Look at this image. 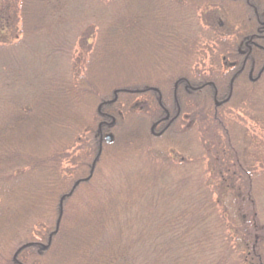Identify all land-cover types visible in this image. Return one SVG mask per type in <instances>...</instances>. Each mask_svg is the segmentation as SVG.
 <instances>
[{"label":"trees","instance_id":"1","mask_svg":"<svg viewBox=\"0 0 264 264\" xmlns=\"http://www.w3.org/2000/svg\"><path fill=\"white\" fill-rule=\"evenodd\" d=\"M78 1L82 3L77 4ZM87 1L0 0L2 9L9 15L6 23L2 24L5 19L0 21L3 25L0 36L40 35L62 19L72 3H76L72 6H83ZM139 1H146V6L153 4V8ZM197 1L221 8H225L227 1L241 4L246 15L243 40L249 41L245 57L236 59L237 68L244 61L243 70L233 84H229L230 70L223 76L206 77L198 73L195 86L202 87L200 95L186 90L195 81L177 70L170 83L173 80L178 88L174 87V92L172 89L168 100H174L175 93L186 95L198 112L199 125L204 123L227 134L229 129L218 111L236 98L237 82L243 80L241 87L252 98L262 94V88L264 95V8L255 2L258 0ZM122 2L125 13L116 15V20L105 26L98 42L102 49L94 54V63L107 57L114 44L124 46L130 37H141V33L134 32L143 31L151 32L148 33L153 40L151 47L165 50L167 54L159 57L165 64L168 61L165 58L171 53L178 58V52L174 51L177 28L164 18L165 0ZM150 18L154 24L143 25ZM172 31L174 37L168 38ZM156 37L162 40L157 45ZM178 40L183 50L186 49L185 39ZM228 43L223 39L220 48L215 49L212 60L216 59L217 64L235 52L232 43ZM80 72L77 69L67 78L50 81L29 101L23 102L14 95L0 99V264H264V219L258 211L259 188L254 186L251 171L237 161L234 145L227 142L232 140L229 136H225L227 144H224L227 156L232 158L226 167L227 172L231 170L229 179L236 173L242 175V182L236 187L219 185L213 190L207 185L195 202L191 197L183 198L181 193L166 195L169 189L163 187L154 197L145 196L146 203L140 204L141 191L149 189V182L156 186L161 180L155 182L157 179L150 178L148 182L138 174L134 183L138 193L131 194L134 188L127 184L103 195L94 176L96 165L108 147L103 135L115 134L117 124L113 119L119 118L115 110L132 111V106L137 105L136 97L155 95L153 89L163 98L159 108L174 111V107L175 110L182 107L180 103L167 106L168 100L164 93L160 94L159 82L158 85L144 81L139 86H118L110 94L102 95L96 83L87 79V72L83 75ZM214 78L215 85H204ZM217 82H222V90ZM146 99L148 109L153 111L152 103ZM221 100L225 102L219 108L215 101ZM100 123L106 125L99 128ZM213 157L207 160L214 162ZM214 167L217 169L213 170V177L220 178L222 184L224 170L222 166ZM228 188L236 202L239 231L231 226L232 220L226 212ZM143 243L147 249H142ZM144 253L149 256L141 260Z\"/></svg>","mask_w":264,"mask_h":264},{"label":"rangeland","instance_id":"2","mask_svg":"<svg viewBox=\"0 0 264 264\" xmlns=\"http://www.w3.org/2000/svg\"><path fill=\"white\" fill-rule=\"evenodd\" d=\"M255 2L264 8V0ZM78 3L82 2L78 1ZM83 3H85L83 6H72L76 4L72 3V7H68L63 18L54 22L52 27L40 35L26 37L19 35L17 38H13L12 35L6 38L0 36V99L14 95L23 102L29 101L38 95L39 91L46 88L50 81L67 78L73 75L77 69H81L80 74L83 75L87 72V79L96 83L94 84L102 95L110 94L118 86H139L144 81H153L155 85L161 83L158 85H161L159 87L160 94L164 93V97L168 100L172 89L174 92L176 83L173 80L170 83V79L174 75L173 72L183 71L189 75L192 81H195L194 83H197L198 73H203V76L206 77L212 75L214 71H218L217 75L223 74L228 70V64L236 63V59L244 58L246 50H248L249 41L245 40L246 43H243L244 33L242 30L245 26L243 21H245L246 15L243 13L241 4H230L227 1L225 8H221L209 5L207 2L200 3L197 0H165L162 9L164 18L166 21L169 19L171 25L177 28V38H175L177 45L174 51L178 52V58L176 54L171 53L165 58L168 60L165 64L159 57H164L167 53H164L165 50L156 49L153 45L151 47L153 40L149 38L148 34L151 32L143 31L134 32L133 34L141 33V37H130L124 46L120 43L114 44L107 57L94 63V54L102 49L98 42L101 40L100 37L104 33L105 26L113 23L116 20V15L124 14L125 10L123 11L122 0H88ZM139 3L147 5L146 1H139ZM146 7L153 8V4ZM2 8L3 6L0 5L2 12L0 21L5 19L2 23L4 24L8 14L6 9ZM16 9H19V4ZM146 21H143L145 26L151 27L154 24L152 19ZM2 24H0V30ZM170 34L172 36L170 35L168 38L174 37L173 31ZM181 37L185 39L187 45L184 50L181 40H178ZM223 39L229 41L228 45L232 43V50L235 52L230 58L228 57L229 59H224L223 62L217 64L216 59L212 60V58L215 49L220 48V44L223 43ZM154 40H156L154 42L156 45L162 41L157 37ZM244 45H247V48H244ZM171 46L173 45L171 44ZM237 50L244 54L242 56L236 54ZM184 51L188 54L185 55ZM160 65L164 66L160 67ZM180 66H184L183 69H179ZM242 81L237 82L236 98L218 111V114L225 119L226 129H229L227 134L214 130L210 125L208 128V125L204 123L199 125L197 123L198 112L193 103L188 100L189 98H185V94L182 97L180 92L178 96L177 93L174 94L172 103L170 100L165 103L168 107H174V103L181 104V110H175L174 107V111H172L173 108L166 107V111L169 112L170 119L179 120L178 122L176 120V131H187L183 137L156 138L149 135L152 122L164 117L163 109L159 108V104L163 100L159 93L158 95L151 93L152 95L136 97L137 105L136 107L132 106L134 108L132 111L115 110L114 113L119 116L118 120L115 116L113 119V122L117 124L114 128L115 134L110 132L113 135L112 142L104 141L108 147L106 146L96 165V177L94 176L103 195H109L117 188L127 184H131V189L134 188L131 194L138 193L139 191L134 186L135 180L139 178L138 174L140 177L146 178L148 182L150 178L157 179L155 182L161 180L156 186H152L149 182L148 191L147 189L141 191L143 198L140 204H145L147 198L154 197V194L161 192L159 189L161 190L163 187L169 189V193L166 195L181 193L180 196L191 197L194 202L195 198L201 194L199 192H203L207 185L213 190L219 185L229 186L232 184L236 187L242 182V175L236 173L232 179H229L232 175L230 174L231 170L227 172V168L228 164L232 163V158L227 156L228 151L224 148L227 140L225 136H229L232 140L228 139L227 142L234 145L237 161L239 160L238 162L244 168L251 171L250 174L254 177V186L259 188L257 193L260 198L258 211L264 219L263 88L262 94L252 98L249 92L244 93L241 87ZM164 83L166 84L164 85ZM6 84H9V87H6ZM218 85L222 90V84ZM169 87L170 89H168ZM196 95H200V92ZM146 98H149L148 100L152 103L153 111L148 109ZM218 105L219 108L223 106L222 102ZM155 107H158L157 110ZM201 136H203L202 140ZM113 141L114 144L109 146ZM211 155L214 156V162L207 160ZM215 165L222 166L221 169L224 170L222 175H225V181L222 184L220 178L213 177V170L217 169L214 167ZM143 166L146 168L141 170ZM157 173L160 175L158 176ZM66 174L69 176V172ZM228 191L226 195L229 196V199L225 207L226 212L232 220L233 225L230 223L231 226L239 231L236 202L230 188ZM139 208L137 207V209ZM237 242L240 243V239ZM145 246L146 243H143L142 249ZM148 256V253H144L141 260Z\"/></svg>","mask_w":264,"mask_h":264},{"label":"flooded vegetation","instance_id":"3","mask_svg":"<svg viewBox=\"0 0 264 264\" xmlns=\"http://www.w3.org/2000/svg\"><path fill=\"white\" fill-rule=\"evenodd\" d=\"M243 43L245 44L246 43V41L244 40L243 41ZM247 46V45H246ZM245 45L243 46L244 48L246 47ZM248 47V46H247ZM241 48V47H240ZM237 53L236 54H238V55H243L244 53L243 52H241V51H239V50H237L236 51ZM237 55V56H238ZM244 57V56H243ZM229 65V67H228V72L227 71H225L227 74L230 72V71H232V73H231V76H232V78L230 79V81H229V84H233V82H234V78L236 77V76H238V80L240 79V76H241V72H242V69H243V66H244V61L243 62H241V65L237 68V63H230V64H228ZM237 69V71H235V72H233V70H236ZM230 70V71H229ZM217 72L218 71H214L213 72V75L215 76V75H217ZM223 73V72H222ZM218 76H223V74H219ZM222 78V77H221ZM237 80V81H238ZM216 78H214L213 79V81H209V82H206L204 85L205 86H213V85H215L216 83ZM185 82H187V81H185ZM219 83H221L222 84V82H217V85L219 84ZM187 84V83H186ZM194 85V86H193ZM193 85H187L186 86V90H189V91H191V93L192 94H197V92H199V90L202 88H199V87H197V86H195V85H197V83H195V84H193ZM176 86H177V83H175L174 84V87L176 88ZM155 93L156 94H158V91L157 90H155ZM214 94L216 95V91L214 92ZM227 97H229V95L227 96ZM224 101V100H223ZM222 100L221 101H215V105L217 106V107H219V105H218V103H220V102H223ZM163 112H164V117H161L160 119H156V121H153L152 122V125H151V127L149 128V131H150V136L152 135V136H154V137H156V138H169V137H171V136H174V137H183V136H185L186 134H187V131H182L181 132V130H179V131H176L175 130V127H176V120L177 119H174V118H169V112L168 111H166L165 109H163ZM180 111H178V113H179ZM195 113H196V110L194 111ZM168 121V122H167ZM179 120H177V122H178ZM166 123V124H165ZM102 124H105V123H102ZM106 125V124H105ZM174 125V126H173ZM177 126H179V125H177ZM102 126L101 125H99V128H101ZM173 128V129H172ZM106 134L107 133H105V135H103V139H104V141L106 140ZM191 135V134H190ZM191 139V138H190Z\"/></svg>","mask_w":264,"mask_h":264},{"label":"water","instance_id":"4","mask_svg":"<svg viewBox=\"0 0 264 264\" xmlns=\"http://www.w3.org/2000/svg\"><path fill=\"white\" fill-rule=\"evenodd\" d=\"M106 140H107L108 142H110V141L112 140V136H111V135H107Z\"/></svg>","mask_w":264,"mask_h":264},{"label":"bare ground","instance_id":"5","mask_svg":"<svg viewBox=\"0 0 264 264\" xmlns=\"http://www.w3.org/2000/svg\"><path fill=\"white\" fill-rule=\"evenodd\" d=\"M100 125L102 126V123H100Z\"/></svg>","mask_w":264,"mask_h":264}]
</instances>
